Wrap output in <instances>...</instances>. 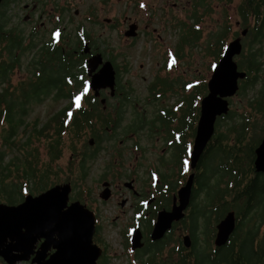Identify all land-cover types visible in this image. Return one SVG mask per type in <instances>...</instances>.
<instances>
[{
  "label": "flooded vegetation",
  "instance_id": "1",
  "mask_svg": "<svg viewBox=\"0 0 264 264\" xmlns=\"http://www.w3.org/2000/svg\"><path fill=\"white\" fill-rule=\"evenodd\" d=\"M237 38L244 75L193 165L209 80ZM29 52L57 82L33 104L62 101L51 116L65 125L31 179L0 143V264H247V200L264 210V0H0V97ZM28 193L34 221L17 207Z\"/></svg>",
  "mask_w": 264,
  "mask_h": 264
},
{
  "label": "trees",
  "instance_id": "2",
  "mask_svg": "<svg viewBox=\"0 0 264 264\" xmlns=\"http://www.w3.org/2000/svg\"><path fill=\"white\" fill-rule=\"evenodd\" d=\"M22 41L12 43V48L14 46L22 47ZM45 58V56H44ZM19 61V58H17ZM43 62V57L34 55L31 58V65L29 71L32 74L29 75L28 80H20L18 84L14 87L2 90L0 97V127L2 128V136L5 143L9 146H13L17 139L24 135V131L28 128L25 127L26 124L31 123L30 120L27 121L30 113L33 110V101L40 100L43 95L48 92V88L52 84L57 82L54 80V76L51 69L38 71V63ZM15 63L12 65V71L14 72ZM62 67V64H60ZM3 72L2 70H0ZM4 73V72H3ZM63 72H60V76ZM0 78L3 79V75L0 74ZM60 83V82H59ZM64 89L61 86L60 94L64 93ZM10 92V97H9ZM62 114V111H58L53 116L49 117V121L46 122L42 127L38 128V122L35 121L32 124L31 131L27 134L25 140L22 142V149L30 146L32 139L34 137H39L42 133V137L51 135L49 141L52 140L53 130L50 133V129L55 127L56 130H62L65 125V121L58 120V116ZM21 131L23 135H21ZM21 135V136H20ZM36 153H32L31 150H27V154L17 156V164H15L16 169L20 170V165H24V175L23 177L31 179L35 177L36 167L35 159ZM13 164V163H12ZM254 203L251 200H247V229L251 228L247 232V264H264V232H260L259 228L262 225V219L264 216V210L259 206L253 209ZM253 209V210H252ZM257 218L254 221V218ZM253 220V223L248 225V222Z\"/></svg>",
  "mask_w": 264,
  "mask_h": 264
},
{
  "label": "water",
  "instance_id": "3",
  "mask_svg": "<svg viewBox=\"0 0 264 264\" xmlns=\"http://www.w3.org/2000/svg\"><path fill=\"white\" fill-rule=\"evenodd\" d=\"M242 42L239 38L229 42L224 50V53L216 65L214 72L209 80L210 91L205 95L203 100V119L200 123V129L196 138L195 147L192 152V164L194 165L199 153L205 146L207 139L213 131V123L215 116L225 111L226 99L223 96L230 95L236 91L238 87V78L243 76L244 72L237 70V63L234 60V55L240 53L242 50ZM225 105V106H224ZM258 156L256 165L258 170L264 171V139L257 149ZM190 182V181H189ZM55 187L49 189V193L53 192ZM39 202L38 195L28 193L26 199L21 204L17 205L22 211L23 219L27 221H34L37 218V203ZM235 227V218L233 212L226 217L221 223V228L218 233V242H224L229 233ZM36 226L28 227V233L32 232ZM93 230L88 234L92 241ZM95 264V262H93Z\"/></svg>",
  "mask_w": 264,
  "mask_h": 264
},
{
  "label": "rangeland",
  "instance_id": "4",
  "mask_svg": "<svg viewBox=\"0 0 264 264\" xmlns=\"http://www.w3.org/2000/svg\"><path fill=\"white\" fill-rule=\"evenodd\" d=\"M93 2L96 3H100V0H93ZM86 5H88L86 3ZM114 11L111 9L106 10V13H113ZM91 29L95 30L97 33H100L103 31V27L102 26H98V25H91L90 26ZM172 43L176 44L175 40L172 38ZM144 50H146L147 52L150 51H155V45L156 44H151V43H144ZM204 48V43H200L197 46L193 47L192 50H197V52H201ZM137 49H140V46L137 47ZM23 54V53H22ZM31 52H29L28 54V61H27V70H25V68L22 66L21 68L18 67L15 70V73L13 74L15 81H19V78L21 76H25V74L27 75V77L30 75V71L29 68L31 67V65L33 63H31ZM141 61H148L147 57H143L140 58ZM187 73H190L189 70H187ZM62 101H56L53 102L51 100H47L46 102L42 103V104H34L33 105V110L30 113L29 117L27 118V121L30 120L31 123L26 124L25 127L28 128L26 131H24V135L23 132L21 131V137H19L16 141V143L13 146H9L11 153L10 156L12 157V159H17V156H21L22 153L23 154H27V150H31L32 153H36L37 156H40V158H42V155L44 154V152L41 150L43 147H45V144H47L48 140L51 138V135L49 136H44L42 137V133L39 135V137H34L32 139V142L30 144V146L25 147L24 149H22V142L25 140L27 134L31 131L32 129V124L37 121V127L40 128L42 127L46 122L49 121V117L56 112L59 107L61 106ZM53 128L50 129V133L52 132ZM0 137L2 139V142L0 140L1 145H3L5 147V142L3 140V136H2V128L0 127ZM7 145V144H6ZM15 173H17L16 171L12 170V180L14 182V176ZM24 180V179H23ZM24 182V181H23ZM26 187H27V183H25ZM30 186V185H29Z\"/></svg>",
  "mask_w": 264,
  "mask_h": 264
},
{
  "label": "snow or ice",
  "instance_id": "5",
  "mask_svg": "<svg viewBox=\"0 0 264 264\" xmlns=\"http://www.w3.org/2000/svg\"><path fill=\"white\" fill-rule=\"evenodd\" d=\"M56 35L58 36L59 33H57ZM173 63H175V61H173ZM85 91H87V88L85 89ZM77 106H79V98H77Z\"/></svg>",
  "mask_w": 264,
  "mask_h": 264
},
{
  "label": "bare ground",
  "instance_id": "6",
  "mask_svg": "<svg viewBox=\"0 0 264 264\" xmlns=\"http://www.w3.org/2000/svg\"><path fill=\"white\" fill-rule=\"evenodd\" d=\"M164 84V83H163Z\"/></svg>",
  "mask_w": 264,
  "mask_h": 264
}]
</instances>
